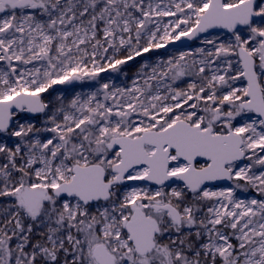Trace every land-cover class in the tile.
<instances>
[{"label": "snow or ice", "instance_id": "1", "mask_svg": "<svg viewBox=\"0 0 264 264\" xmlns=\"http://www.w3.org/2000/svg\"><path fill=\"white\" fill-rule=\"evenodd\" d=\"M0 264H264V0H0Z\"/></svg>", "mask_w": 264, "mask_h": 264}, {"label": "rangeland", "instance_id": "2", "mask_svg": "<svg viewBox=\"0 0 264 264\" xmlns=\"http://www.w3.org/2000/svg\"><path fill=\"white\" fill-rule=\"evenodd\" d=\"M199 46H200L199 41L191 44V47H199ZM175 52H178V51H171V52L164 53L162 51V49H160L158 54H161V55H165L166 56V55L174 54ZM150 55L155 56V55H157V53H153V54H150ZM125 70H128V69L126 68ZM133 71H134V69H133ZM121 79L122 78L117 77L116 78V82L117 83H120V80ZM59 87L66 89L68 95H72L76 91H84V92H87V91L90 90V86L88 84H80L78 86H72V87H69V86H59Z\"/></svg>", "mask_w": 264, "mask_h": 264}, {"label": "water", "instance_id": "3", "mask_svg": "<svg viewBox=\"0 0 264 264\" xmlns=\"http://www.w3.org/2000/svg\"><path fill=\"white\" fill-rule=\"evenodd\" d=\"M198 42V41H184V42H176L175 44L169 45L167 49H162L164 53L171 52V51H182L187 50L188 46H191V44ZM80 84L76 85H68L69 87L72 86H78Z\"/></svg>", "mask_w": 264, "mask_h": 264}]
</instances>
